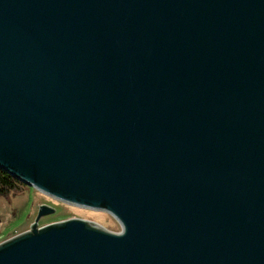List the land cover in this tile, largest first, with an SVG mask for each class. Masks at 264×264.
Segmentation results:
<instances>
[{
	"label": "water",
	"instance_id": "water-1",
	"mask_svg": "<svg viewBox=\"0 0 264 264\" xmlns=\"http://www.w3.org/2000/svg\"><path fill=\"white\" fill-rule=\"evenodd\" d=\"M0 170L119 225L0 264H264V0H0Z\"/></svg>",
	"mask_w": 264,
	"mask_h": 264
},
{
	"label": "rangeland",
	"instance_id": "rangeland-1",
	"mask_svg": "<svg viewBox=\"0 0 264 264\" xmlns=\"http://www.w3.org/2000/svg\"><path fill=\"white\" fill-rule=\"evenodd\" d=\"M39 204L52 207L53 212L40 216L37 227L75 217L94 222L111 232L119 231L117 222L103 211L69 206L22 184L18 191L7 197L0 196V242L27 230Z\"/></svg>",
	"mask_w": 264,
	"mask_h": 264
},
{
	"label": "trees",
	"instance_id": "trees-1",
	"mask_svg": "<svg viewBox=\"0 0 264 264\" xmlns=\"http://www.w3.org/2000/svg\"><path fill=\"white\" fill-rule=\"evenodd\" d=\"M22 186V184L0 170V196L7 197L10 193L18 191V189Z\"/></svg>",
	"mask_w": 264,
	"mask_h": 264
}]
</instances>
